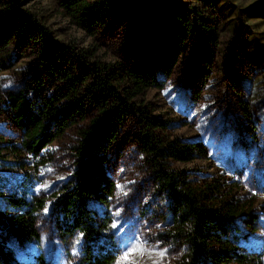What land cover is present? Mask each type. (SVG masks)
<instances>
[{
  "label": "rangeland",
  "instance_id": "rangeland-1",
  "mask_svg": "<svg viewBox=\"0 0 264 264\" xmlns=\"http://www.w3.org/2000/svg\"><path fill=\"white\" fill-rule=\"evenodd\" d=\"M25 2L43 16L55 40L96 48L103 62L129 64L146 41L150 17L132 0H114L93 37L51 14L53 0ZM174 2L202 6L205 20L217 26L218 41L211 45L203 35L190 32L169 76L155 66L161 85L147 89L144 102L163 123L155 131L161 140L200 142L205 147V157L194 155L187 162L167 159V168L185 174L195 185L235 181L239 188L233 192L253 200L252 218L241 217L236 225L242 233L249 232L247 224L254 227L241 243L245 250L261 251L264 264V0ZM34 60L27 50L0 72V204L7 194L44 196L35 221L38 239L22 247L9 245L18 259H33L39 253L48 264H76L83 239L77 231L61 232L51 208L53 195L74 169L73 147L78 128L86 122L70 127L49 144L51 160L35 171L26 154L8 146L19 144V132L8 117L5 91L31 72ZM135 126L129 121L107 153L106 171L115 186L112 196L105 204L90 202L89 206L97 217L106 219V236L112 237L118 254L114 264H178L184 246L169 235L166 196L156 181L155 165L138 144ZM18 160L23 161L22 169L16 165ZM23 173L27 174L24 184Z\"/></svg>",
  "mask_w": 264,
  "mask_h": 264
},
{
  "label": "trees",
  "instance_id": "trees-1",
  "mask_svg": "<svg viewBox=\"0 0 264 264\" xmlns=\"http://www.w3.org/2000/svg\"><path fill=\"white\" fill-rule=\"evenodd\" d=\"M113 1L53 0L51 14L66 18L93 37ZM135 3L150 22L136 60L124 64L99 60L96 48L55 40L43 16L30 10L25 0H0V72L27 50L35 58L31 72L5 91L8 117L19 132V144L8 146L26 154L35 171L51 160L46 150L49 144L70 127L86 122L78 128L79 138L73 147L74 169L68 182L53 195L51 208L61 232L77 231L83 239L76 264H114L118 257L112 237L105 233L106 219L97 217L89 204H105L113 194L114 182L106 171L107 153L129 121L136 125L138 144L155 165L156 181L165 193L169 235L184 246L178 264H263L261 251L245 250L241 243L254 227L247 224L249 232L242 233L236 225L241 217L252 218L253 200L233 192L239 188L235 181L195 185L185 174L167 168V159L187 162L194 155L205 157V147L200 142L161 140L155 131L163 123L150 114L143 99L147 89L161 85L155 66L169 76L186 36L199 33L214 45L217 26L205 20L202 6L174 0ZM16 165L19 169L24 166L21 160ZM26 177L23 173L21 183ZM2 198L0 264H48L39 253L33 259H18L9 245L22 247L38 239L35 221L44 207V196L7 194ZM9 208L13 210L9 212Z\"/></svg>",
  "mask_w": 264,
  "mask_h": 264
},
{
  "label": "water",
  "instance_id": "water-1",
  "mask_svg": "<svg viewBox=\"0 0 264 264\" xmlns=\"http://www.w3.org/2000/svg\"><path fill=\"white\" fill-rule=\"evenodd\" d=\"M133 1H137V0H133Z\"/></svg>",
  "mask_w": 264,
  "mask_h": 264
}]
</instances>
